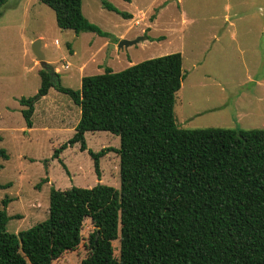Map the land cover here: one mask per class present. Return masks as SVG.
Wrapping results in <instances>:
<instances>
[{
	"label": "trees",
	"instance_id": "16d2710c",
	"mask_svg": "<svg viewBox=\"0 0 264 264\" xmlns=\"http://www.w3.org/2000/svg\"><path fill=\"white\" fill-rule=\"evenodd\" d=\"M38 1L54 11L62 29L107 35L84 16L82 0ZM101 4L131 17L107 0ZM182 63L174 52L120 71L105 67L83 76L76 90L39 69L37 93L19 99L26 126L32 127L35 103L49 88L67 94L80 116L53 157L75 143L85 150L87 131L111 132L119 136L118 148L88 153L100 178L99 158L115 151L120 185L51 187L46 219L18 232L6 228L14 216L6 212L13 198L5 196L0 264H52L81 243L87 217L95 229L80 264H264V128L180 127L174 105ZM0 155L8 157L4 149Z\"/></svg>",
	"mask_w": 264,
	"mask_h": 264
},
{
	"label": "rangeland",
	"instance_id": "374dc122",
	"mask_svg": "<svg viewBox=\"0 0 264 264\" xmlns=\"http://www.w3.org/2000/svg\"><path fill=\"white\" fill-rule=\"evenodd\" d=\"M107 1L132 16L104 8L101 0H82L84 16L107 32L105 36L60 28L54 11L38 0H6L0 7V149L8 155L7 159L0 155V184L11 183L0 187V208L5 196L13 198L6 207L14 216L6 224L10 232L46 219L51 187L120 185L119 155L108 151L99 158L98 178L88 153L118 148L119 136L111 132L87 131L85 150L75 143L53 157L54 150L72 137L80 116L67 94L49 88L35 103L33 126H26L19 99L35 95L40 87L43 68L32 50L37 39L60 84L74 90L83 76L103 73L105 67L120 71L180 52L185 76L174 105L180 127L264 128V9L257 10L261 0ZM240 1L233 17V5ZM124 31L126 39L144 40L118 48ZM256 79L263 84L257 85ZM46 177L48 182L43 181ZM94 229L85 218L81 243L52 264H80ZM113 246L118 256V240Z\"/></svg>",
	"mask_w": 264,
	"mask_h": 264
},
{
	"label": "water",
	"instance_id": "95a60500",
	"mask_svg": "<svg viewBox=\"0 0 264 264\" xmlns=\"http://www.w3.org/2000/svg\"><path fill=\"white\" fill-rule=\"evenodd\" d=\"M141 40H144L143 36H137L134 39L121 38L118 41L117 47L118 48L127 47L129 45L136 44ZM40 45H41L40 39H37L32 45V50L37 57V62L43 69L47 70L50 74H54L55 72L53 68L44 59L43 53L40 50Z\"/></svg>",
	"mask_w": 264,
	"mask_h": 264
},
{
	"label": "crops",
	"instance_id": "0c3cea01",
	"mask_svg": "<svg viewBox=\"0 0 264 264\" xmlns=\"http://www.w3.org/2000/svg\"><path fill=\"white\" fill-rule=\"evenodd\" d=\"M29 3H32V1H34V0H27ZM130 1V0H129ZM239 1V0H238ZM263 1L264 0H261V5L260 6H258L257 7V10L258 11H262L263 9H264V6H262V3H263ZM240 3H241V1L240 2H235L234 3V5H233V8H234V13H233V17L234 16H236L237 14H238V6L240 5ZM127 13H129V12H127ZM132 16V15H131ZM225 16V20L227 19V15H224ZM184 18V15L182 14L181 16H180V18ZM241 18H242V16H240ZM185 19V18H184ZM237 19V18H236ZM235 19V20H236ZM230 21V20H229ZM182 23H183V19H182ZM230 24H234L232 21H230ZM125 32L126 31H124L122 34H120L119 35V37L118 38H127L126 36H125ZM233 37H234V34L232 35ZM40 37V36H39ZM38 37V38H39ZM36 62V61H35ZM34 62V63H35ZM201 63V61H199V64ZM65 67H67V65H65ZM80 68H82V66L80 67ZM256 83H257V85H261V84H263V82H261L259 79H256ZM33 113H35V109H34V112ZM33 126V125H32Z\"/></svg>",
	"mask_w": 264,
	"mask_h": 264
}]
</instances>
